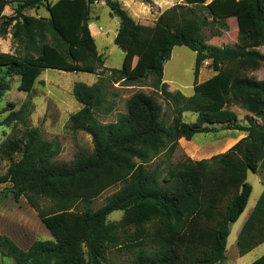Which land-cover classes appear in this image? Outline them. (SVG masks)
<instances>
[{
	"label": "trees",
	"instance_id": "obj_1",
	"mask_svg": "<svg viewBox=\"0 0 264 264\" xmlns=\"http://www.w3.org/2000/svg\"><path fill=\"white\" fill-rule=\"evenodd\" d=\"M98 1L18 0L7 16L10 0H0V36L10 34L17 47L15 54L0 52V70L19 77V90L27 92L45 69L96 74L104 66L88 17L89 6ZM101 1L118 19L113 42L126 55V66L106 69L108 78L126 85L149 81L153 91L134 93L115 122L100 123L95 111L106 103L103 80L75 83L73 95L82 107L69 116L70 128L89 134L93 149L77 152L70 161L56 160L60 146L28 125V103L5 109L9 114L2 124H20L23 132L0 144V183L9 184L5 194L15 200L25 198L52 239H36L23 249L0 235V250L15 264H225L231 225L252 191L247 173L264 162V79L247 76L264 65V0H183L158 15L141 46L138 23L117 0ZM43 5L48 19L24 14ZM227 19L236 23L237 46L205 51L198 34L206 26L226 29ZM176 46L195 53L189 97L163 82V65ZM132 56L136 62L129 68ZM205 61L214 75L199 83ZM7 89L0 77V96ZM158 96L170 106L169 123ZM233 106L251 115L247 125L238 124ZM185 112L196 114L195 122L184 121ZM216 125L245 136L208 159L186 158L166 170L149 166L162 153L170 159L180 139L212 133ZM4 160L9 162L5 172ZM116 185L121 187L99 208L78 209ZM262 186L238 230L239 257L264 243V181ZM41 202L48 206L41 208ZM116 211L121 218L109 221ZM113 251L129 257L118 263ZM251 264H264V254Z\"/></svg>",
	"mask_w": 264,
	"mask_h": 264
},
{
	"label": "rangeland",
	"instance_id": "obj_2",
	"mask_svg": "<svg viewBox=\"0 0 264 264\" xmlns=\"http://www.w3.org/2000/svg\"><path fill=\"white\" fill-rule=\"evenodd\" d=\"M16 1L10 0L5 7L3 14L10 16L14 14ZM54 2L56 0H50ZM121 7L138 23V45L141 46L146 37L153 30V21L166 9L176 4H183V0H117ZM88 26L94 38L98 54L103 60L104 68L97 70L96 74L83 72H62L58 70L45 69L42 71L34 84L32 91L19 90V77L7 76L3 69L0 70V77H4L8 89L0 96V144L10 138H21L23 127L20 124L11 123L3 125L2 121L9 114L10 104L13 110H18L24 103L30 107L28 125L40 130L44 139L56 143L60 146V154L56 160L70 161L79 151L91 152L93 149L91 136L82 131H72L69 124V116L82 107L73 95L75 83L92 85L101 79L105 87L106 103L103 107L95 111V117L100 123L115 122L118 116L126 112V100L138 91L152 93L149 81L137 85H126L123 82L113 83L108 77L106 69H120L126 66L125 53L113 42L117 29L118 19L112 17L109 8L103 1H98L89 6ZM24 14L34 19H48V11L43 5L38 9H26ZM227 28L219 29L212 26L204 27L197 36V40L205 51L225 46H237V26L234 19L225 21ZM151 30V31H150ZM0 52L15 54L16 44L10 34L5 37L0 36ZM127 66L132 68L136 62V57L129 58ZM125 64V65H124ZM195 64V53L185 46H176L172 49L169 60L163 65V82L171 91H179L184 96L193 94ZM214 75L209 66V61H205L200 67L197 81L203 82ZM247 76L262 80L264 79V65L254 71L247 72ZM159 102L165 110V120L171 122L172 114L169 104L158 96ZM239 125H247L248 112L233 106ZM183 119L186 122H195L196 114L185 112ZM258 124L261 121L255 118ZM245 133L228 130L226 126L216 125L212 133L197 134L190 141L180 139L178 146L170 159L162 153L150 162V167H159L166 170L183 162L186 158L192 160L208 159L213 155L225 152L237 141L242 139ZM9 162H2V171L5 172ZM254 172L248 171L247 183L252 191L249 196L246 208L236 223L231 225L230 235L227 239L225 264H251L264 254V243L252 249L242 257L238 256L236 239L238 230L244 218L257 203L262 193V181H264V162L250 166ZM8 183H0V235L9 236L19 247L25 249L36 239H52L50 232L40 221L37 213L29 206L25 198L15 200L11 194H5ZM121 185H116L106 190L90 202L88 205H80L79 210L84 208L97 209L105 202L106 197L119 190ZM47 202H41L40 207H47ZM122 212L116 211L109 215V221H117L121 218ZM110 256L114 261L122 263L129 257L125 252L113 251ZM0 264H15L5 251L0 250Z\"/></svg>",
	"mask_w": 264,
	"mask_h": 264
},
{
	"label": "crops",
	"instance_id": "obj_3",
	"mask_svg": "<svg viewBox=\"0 0 264 264\" xmlns=\"http://www.w3.org/2000/svg\"><path fill=\"white\" fill-rule=\"evenodd\" d=\"M234 144H235V143H234ZM251 172H252V171H251ZM30 244H31V243H30ZM30 244H29V246H30ZM29 246H28V247H29ZM28 247H27V248H28ZM27 248H25V249H27Z\"/></svg>",
	"mask_w": 264,
	"mask_h": 264
}]
</instances>
